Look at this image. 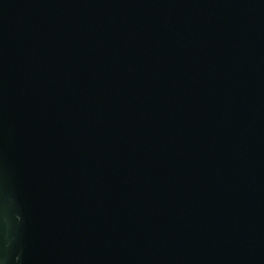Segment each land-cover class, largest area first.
I'll use <instances>...</instances> for the list:
<instances>
[{
  "label": "water",
  "instance_id": "1",
  "mask_svg": "<svg viewBox=\"0 0 264 264\" xmlns=\"http://www.w3.org/2000/svg\"><path fill=\"white\" fill-rule=\"evenodd\" d=\"M0 264H264V0H0Z\"/></svg>",
  "mask_w": 264,
  "mask_h": 264
}]
</instances>
